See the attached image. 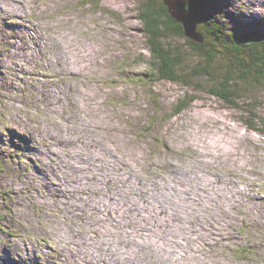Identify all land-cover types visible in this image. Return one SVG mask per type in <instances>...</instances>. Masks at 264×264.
<instances>
[{"label":"rangeland","instance_id":"374dc122","mask_svg":"<svg viewBox=\"0 0 264 264\" xmlns=\"http://www.w3.org/2000/svg\"><path fill=\"white\" fill-rule=\"evenodd\" d=\"M144 1L0 0V264H109L93 233L127 246L132 264H183L184 256L193 264H264V85L246 87L234 105L198 80L189 86L153 77L139 19ZM217 1L187 0L200 30L209 3ZM219 5L228 29L256 25L264 34V0H219L215 9ZM21 25L32 34L28 46ZM51 40L64 50L65 68ZM169 40L197 63L184 38ZM194 96L174 114L179 99ZM106 138L118 156H128L124 180L88 176L87 161ZM100 158L97 173L115 170L109 152ZM206 180L210 185L201 188ZM166 184L187 194L176 198L183 207L178 215L166 213L170 225H160L172 244L155 246L145 237V250L130 247L121 239L128 219L137 220L154 195L150 185L170 198ZM108 190L130 206L124 205L127 220L104 226L99 207L108 206ZM146 216L150 224L151 213ZM84 233L96 252L82 245ZM128 238L138 241L133 233ZM167 250L176 255H151Z\"/></svg>","mask_w":264,"mask_h":264},{"label":"trees","instance_id":"16d2710c","mask_svg":"<svg viewBox=\"0 0 264 264\" xmlns=\"http://www.w3.org/2000/svg\"><path fill=\"white\" fill-rule=\"evenodd\" d=\"M218 3L219 0L209 3L208 16L203 15L201 30L206 39L200 43L185 35L184 26L173 18L165 0H145L139 19L152 56L153 77L189 86L198 80L202 89L238 105L246 87L264 85V34L256 25L228 29L218 16L221 6L215 9ZM170 35L185 39L197 63L188 61L189 56L180 46L172 44ZM196 97L179 99L174 114H180ZM249 126L257 129L255 124Z\"/></svg>","mask_w":264,"mask_h":264},{"label":"bare ground","instance_id":"6f19581e","mask_svg":"<svg viewBox=\"0 0 264 264\" xmlns=\"http://www.w3.org/2000/svg\"><path fill=\"white\" fill-rule=\"evenodd\" d=\"M48 5V4H47ZM50 7V6H49ZM16 14H19V13H16ZM33 15V14H32ZM29 17V16H28ZM60 22V21H58ZM19 23V22H18ZM17 23V25H19ZM30 23L32 24L33 28L36 29V23L33 22V21H30ZM41 24V23H40ZM60 24V23H59ZM182 25V24H181ZM22 27V30L19 29V31H25V35L28 37L27 40H25V45H29V39L30 37L32 36L31 33H29L27 30L29 29L28 26L26 25L25 27L23 25H21ZM183 28V27H182ZM53 30V29H52ZM51 30V31H52ZM184 30V29H183ZM18 31V32H19ZM198 31L201 32L203 34V32L198 28ZM54 32V31H53ZM51 33V32H50ZM54 36V35H53ZM203 37H205L204 35H202ZM53 40V39H52ZM51 40V41H52ZM70 40V39H69ZM191 40V39H190ZM52 46H50V50H52L53 52L52 53H55L56 54V59L58 60V62L62 61V67L65 68V65H66V60H65V56H64V50L59 48V49H56V46H57V43L53 42L51 43ZM54 56V55H53ZM31 57V56H30ZM34 58V57H33ZM36 58V56H35ZM75 59V58H74ZM77 60V59H75ZM125 60V59H124ZM83 64V63H81ZM82 67V66H81ZM136 68V67H135ZM138 70V69H137ZM137 72V71H136ZM138 73V72H137ZM23 89V88H22ZM84 98V97H83ZM79 117H80V113H79ZM79 126L81 127L82 125L79 124ZM100 130H104L105 133L108 132L106 128L104 129H101ZM84 131V130H83ZM99 131V130H98ZM102 132V131H101ZM88 133V131H87ZM94 133H96L94 131ZM82 135V134H81ZM91 137V136H90ZM98 138V137H97ZM96 138V139H97ZM92 139V138H91ZM90 143V142H89ZM69 146V145H68ZM91 151H94L93 148L90 149ZM82 152H85V150H81ZM95 151L97 152V156H95V158L93 159H90L88 157V154H84L86 156L83 155V158H88L90 160L86 161L89 162L90 164V167L92 169H90L88 171V176L90 178L94 177L95 180H98V177L97 175L100 174V176L102 178L105 179V177H113V176H116V177H119V178H122L124 180V176H125V172L128 170L129 168V163L127 161V157L128 156H125L124 154H122L121 156H118L117 155V149L114 148L112 145H110L108 142H107V138L105 140V143L103 144V147L101 148H96ZM101 151H107L111 154V158L110 160L115 164L116 168L114 171H110V170H104V172H101V173H97L96 172V168L98 164H103L104 162L101 160L100 158V153ZM81 153V152H80ZM139 158V157H138ZM129 160V159H128ZM106 162H109V158H106L105 159ZM59 169V168H58ZM75 172V171H74ZM131 172H134L135 174V171L131 170ZM110 173V176L109 174ZM86 174V173H85ZM85 176V175H84ZM135 176V175H134ZM100 177V178H101ZM201 177V176H200ZM134 178H137L134 177ZM140 179V178H139ZM212 179V178H211ZM84 182L87 183V187L90 186L91 187V182H90V179L88 177H84L83 179ZM118 181V180H117ZM213 181V180H212ZM90 182V183H89ZM125 182H130L128 180H126ZM186 182V181H185ZM207 183H201V188L204 187L205 184H208L210 185L209 181L206 180ZM214 182V181H213ZM156 183V182H155ZM131 184V183H129ZM157 185V184H156ZM220 185H223V184H220ZM159 186V185H157ZM157 186H154L152 187L150 185V189L152 190L153 192V196L152 198H148L146 200H144V203L142 204V209L141 211L137 212V220H131V219H128V225H127V228L124 229V231L122 232L121 234V239L125 242H127L129 244L130 247H139V248H142V250H145L147 245L144 243V238L145 237H148L149 238V242H151L153 245L156 246V244L158 242H161V244H163V242L165 241H168V243H165L164 246L165 247H168L172 244V238H171V235L170 233L168 234H165V235H162L160 234V228H162V226L160 227L161 223H164L165 225L168 224L170 225V219H167L166 217V213L170 214L171 213V217L173 215H178L180 210H183L181 208L182 205H177V202L176 201V198H179L180 196H182V199L184 200V198L187 197V194L185 195H182L181 192H179V189L178 187L175 185H167L166 184V188H164V194L166 193V196H169L170 198H166L168 200H166L164 198V195L162 194L161 190L157 187ZM170 186V187H169ZM142 188H144V185L141 186ZM161 187V186H160ZM131 188V190H130ZM129 190L130 192H134V193H139L138 191L135 190V187H130ZM163 188V187H162ZM169 188H173V191L167 193V190ZM217 188L220 189L219 185L217 186ZM82 190V189H81ZM115 190V189H114ZM113 190V191H114ZM117 190V189H116ZM128 190V191H129ZM208 190L211 192H214V189L212 187H209ZM221 190V189H220ZM112 190H108L106 193L108 194L105 199L108 201V206H100V212H99V218H98V221H99V224L100 225H107V224H113V223H116V222H119V219H126L127 220V215H126V212H125V209H124V205H127V206H130L129 203L125 202L124 205H120L121 202H123V197H122V201L118 202L117 199H116V195L118 194V192H113ZM119 196V195H118ZM165 200H163V198ZM104 202V201H103ZM96 203V202H94ZM181 203V202H180ZM209 204V202H205L204 201V204L205 206L207 204ZM216 204H220V207L222 206V203L218 202ZM238 204V203H237ZM101 205V204H100ZM107 205V204H105ZM88 206V205H87ZM117 206H121V207H117ZM157 207H160L161 209H163L164 211L163 212H159ZM224 207H227L228 208V205H223L222 208ZM93 208V207H92ZM97 209V208H96ZM106 209V211H104ZM167 209H168V212H167ZM83 210V208H82ZM94 210V209H93ZM158 211V212H157ZM151 213V219H150V224H146L145 221H144V217H146V219H148V217L146 216L147 214ZM157 212V214H156ZM193 212V211H191ZM182 213V212H181ZM194 213V212H193ZM183 214L186 215V212H183ZM149 216V215H148ZM195 217V215H193ZM170 217V218H171ZM185 217V216H184ZM176 218V217H174ZM177 219H180L177 217ZM193 219V218H192ZM160 220H162L163 222H161ZM97 221V222H98ZM90 222V221H89ZM98 224V223H97ZM108 226V225H107ZM174 226V225H173ZM119 227V226H118ZM188 227V226H187ZM85 231L88 232V228L87 227H83ZM98 228V227H97ZM105 228V227H104ZM108 228V227H107ZM153 228V230H152ZM166 228V227H165ZM171 229V228H170ZM92 230V229H91ZM92 232V231H91ZM166 232V231H165ZM171 232V230H170ZM128 233H133L138 241H135L134 243H131L129 238H128ZM164 234V233H163ZM113 235V234H112ZM93 238L95 240H97L99 242V244L103 247V246H106L107 248V254L109 255L110 257V260L107 262L109 264H117L116 261L120 260L119 264H132V260H130V256L128 255H125V253L128 251L129 248H127V246H116L117 245V242L114 240L115 244L114 245L113 243L111 242H107L102 236L100 233H93L92 234ZM84 244L82 245H86L87 248H88V251L90 252H96L95 249L90 246L87 241H88V234L87 233H84ZM120 237V236H119ZM109 238V237H108ZM118 243H119V240H118ZM174 243V242H173ZM74 245V244H73ZM81 245V246H82ZM176 247V246H175ZM158 248V246H157ZM80 250V251H78ZM78 250H76V252L78 254H80L81 252L83 253V251H81V247L78 248ZM80 252V253H79ZM142 253V252H139V254ZM149 253V252H148ZM169 253V254H168ZM172 255H176L175 252H170V250H167V254H157L156 252H154L153 255L154 257H157L156 259H160V260H163L164 257L166 258H169V256ZM81 255V254H80ZM93 255V254H92ZM179 256L181 254H178ZM82 256V255H81ZM94 256V255H93ZM91 257V256H90ZM178 257V256H177ZM92 258V257H91ZM183 260H185V262L188 260L185 256L183 258ZM223 260V259H221ZM180 262V261H179ZM183 262V264L185 263ZM188 263H185V264H193V260H190V261H187ZM172 264V263H171Z\"/></svg>","mask_w":264,"mask_h":264},{"label":"water","instance_id":"95a60500","mask_svg":"<svg viewBox=\"0 0 264 264\" xmlns=\"http://www.w3.org/2000/svg\"><path fill=\"white\" fill-rule=\"evenodd\" d=\"M172 16L184 26L185 35L191 40L203 42V34L198 31L199 25L194 13L188 8L187 0H165Z\"/></svg>","mask_w":264,"mask_h":264}]
</instances>
